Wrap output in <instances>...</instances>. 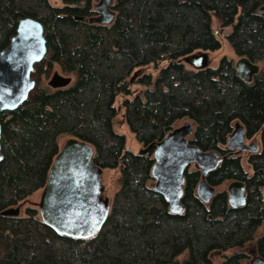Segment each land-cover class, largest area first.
I'll return each mask as SVG.
<instances>
[{"label":"trees","instance_id":"1","mask_svg":"<svg viewBox=\"0 0 264 264\" xmlns=\"http://www.w3.org/2000/svg\"><path fill=\"white\" fill-rule=\"evenodd\" d=\"M97 1L0 0V50L26 15L43 22L47 44L34 71L37 87L16 109L0 110V264H210L214 249L236 250L223 264H247L242 250L264 228V18L257 13L264 0H113L109 24L90 20ZM214 14L222 26H232L226 38L235 53L259 64L251 81L227 56L216 67L183 62L195 51L220 47ZM162 60L155 77L145 69L135 75ZM56 65L72 77L69 85L44 83L42 75ZM133 83L144 87L135 90ZM120 96L124 119L145 150L126 148L124 134L113 127ZM182 117L196 123L192 141L205 151H229L225 140L236 119L249 136L261 132L251 177L234 155L207 176L210 184L244 178L249 195L243 207L229 206L225 191L209 204L201 201L198 167L185 172L182 212H171L154 189L155 144ZM67 137L90 142L95 164L120 170L108 217L90 238L55 232L36 207L2 214L44 187ZM256 244L264 256V229Z\"/></svg>","mask_w":264,"mask_h":264},{"label":"water","instance_id":"2","mask_svg":"<svg viewBox=\"0 0 264 264\" xmlns=\"http://www.w3.org/2000/svg\"><path fill=\"white\" fill-rule=\"evenodd\" d=\"M112 2H97L95 8L99 15L94 17V21L102 24L113 21L115 12L111 9ZM257 13L264 18V5L258 7ZM46 52L43 22L29 15L21 17L9 43L0 50V109H14L28 98L35 86V80L31 77L33 66L44 58ZM196 55L191 54L185 59L190 60ZM198 57L200 59L195 66H206L207 53H201ZM235 68L246 81H250L259 70L258 64L245 56L236 61ZM70 82V76L54 71L48 84L57 88L67 86ZM192 132V124L185 122L167 132L155 144L152 167L154 189L163 195L172 212L181 210L184 171L191 163H196L202 170V179L198 184L199 197L207 201L215 193L205 176L217 167L222 157L191 143L188 136ZM227 144L239 151L255 149L253 142L249 145L245 143V130L239 122L235 123ZM1 153L0 144V161ZM93 156L94 148L90 142L79 137H68L51 163L38 207L42 221L61 235L77 239L90 238L100 231L108 217L110 200L103 196L102 167L94 163ZM228 192L232 206L245 203L243 182H231ZM19 211V206L9 207L2 214L17 215ZM251 264H264V260L256 257Z\"/></svg>","mask_w":264,"mask_h":264},{"label":"rangeland","instance_id":"3","mask_svg":"<svg viewBox=\"0 0 264 264\" xmlns=\"http://www.w3.org/2000/svg\"><path fill=\"white\" fill-rule=\"evenodd\" d=\"M49 2L52 5H62L63 4V0H49ZM211 28L213 30V32L215 33V35L218 37V39L220 40V47L214 50H199L196 53H201V52H205L208 55V64L211 67H216L219 64L220 59L223 56H227L230 57L232 59H234L235 61L238 60V55L235 53L234 49L232 48L230 42L228 41V39L226 38V34H228L231 31L232 26L228 25V26H222L221 22L219 20V18L217 17V15H213L212 16V20H211ZM185 63V62H184ZM166 64L165 60L160 61L158 64H153L150 63L146 66L140 67L137 69V72L135 73V75L148 71L150 73H152L153 77L156 76L157 72L160 70V68L162 66H164ZM187 66H191L190 63H185ZM54 70H58L59 72L60 69L59 67L56 65L53 67V69L49 72L48 76L44 77L43 80L44 82L47 81L50 76L53 74ZM144 86L138 83H133L132 88L133 89H142ZM121 96L117 98V100L115 101V104L118 107V114L113 118V127L117 132H120L122 134H124L125 136V146L126 148L134 151V152H140L141 149L143 148L142 143L136 138L134 132L130 129V127L128 126L127 122L124 119L123 116V108L120 107V102H121ZM189 119L187 117H182L180 119H178L174 126H180L182 125L184 122H187ZM256 136L259 137V134H257ZM65 138L62 139V143L64 142ZM253 141H255L257 144L258 141L256 139H252ZM249 139L246 140V142L248 143ZM243 160H244V164L246 169L250 170V165L247 164L246 162V154L243 155ZM102 182L104 184V196H108L110 198V200L112 199L114 192L116 191V189H118L119 185H120V170L119 168H103L102 169ZM227 185V182H225V184L221 187H224ZM40 193H41V189L38 190L37 192H35L34 194H32L31 196H29L28 201L24 206H22L21 208V212L20 215H23L25 213V207H36L37 206V202H39L40 199ZM259 231H262V228H260ZM248 251L251 254V257L255 255V249H254V245L253 243H250L248 245Z\"/></svg>","mask_w":264,"mask_h":264},{"label":"flooded vegetation","instance_id":"4","mask_svg":"<svg viewBox=\"0 0 264 264\" xmlns=\"http://www.w3.org/2000/svg\"><path fill=\"white\" fill-rule=\"evenodd\" d=\"M232 29V28H231ZM227 35V34H226ZM200 53H197V55H196V57H192L190 60H189V62H192L193 64H196V62H198L199 60L198 59H200L199 57H198V55H199ZM238 57H242V56H239L238 55ZM43 60V59H42ZM42 60L40 61V62H36L35 64H34V66H33V70H32V72H31V77L35 80V86H34V88L31 90V92L37 87V84H38V79H37V77H35L34 76V71H35V69H36V67H37V65H39L41 62H42ZM253 62V61H252ZM254 63H256V62H254ZM256 64H258V63H256ZM259 65V64H258ZM55 71V70H54ZM53 71V72H54ZM48 74H49V72H48ZM48 74H43L42 75V78H44V77H46V76H48ZM253 76H254V74H253ZM253 76H252V78H251V80L253 79ZM51 77V76H50ZM50 79V78H49ZM49 79L47 80V81H45L44 83L45 84H47V85H49L48 84V81H49ZM250 80V81H251ZM30 92V93H31ZM30 95V94H29ZM29 97V96H28ZM28 99V98H27ZM26 101V100H25ZM24 101V102H25ZM24 102H22V103H24ZM21 103V104H22ZM21 104H19L18 106H20ZM17 106V107H18ZM16 107V108H17ZM16 108H14V109H16ZM14 109H0V110H5V111H11V110H14ZM188 118V117H187ZM189 120L187 121V122H190L191 124H192V126H193V132H192V134L190 135V136H188V139H189V141L191 142V143H193V141H192V136L194 135V131H195V128H196V123L192 120V119H190V118H188ZM177 121V120H176ZM175 121V122H176ZM175 122H174V124H175ZM236 122H239V123H241L242 125H243V127H244V130H245V143L247 144V145H249L251 142H253V146H255V149H250V150H243V151H239L238 149H234V148H231V147H229L228 146V144H227V141H228V137H229V135L232 133V131L234 130V128H235V123ZM185 123V122H184ZM1 124V123H0ZM176 126H173L172 127V129L173 128H175ZM172 129H170V130H172ZM169 130V131H170ZM168 131V132H169ZM2 133V132H1ZM167 134V133H166ZM257 134H259V137L258 136H256ZM261 137H262V135H261V132L259 131V132H257V133H255V134H253V135H251V136H249L248 135V133H247V129H246V127H245V125H244V123L240 120V119H236V120H234L233 121V123H232V128H231V131L228 133V135H227V137H226V144H225V146L229 149V151H227L226 153H224L223 151H218V150H209V151H214V152H216L219 156H221L222 157V160L219 162V164L223 161V159L227 156V155H234V156H238L239 158H240V163H241V165H242V167H243V169H244V171H246L247 172V176L248 177H251L252 175H253V173H254V168H253V165H252V163H251V161H250V157L253 155V154H258V153H260L261 151H262V148H263V143H262V139H261ZM163 138V137H162ZM256 139L257 141H258V143L259 144H257L255 141H253L252 139ZM249 139V141H248V143L246 142V140H248ZM0 144H1V142H0ZM195 144V143H194ZM196 145V144H195ZM198 146V145H197ZM199 147V146H198ZM154 149H155V147H154ZM142 150H145L144 148H142L141 149V151ZM1 151H2V149H1ZM205 151V150H204ZM153 154H154V151H153ZM244 154H246V162H247V164L248 165H250V170H248V169H246V167H245V164H244V160H243V155ZM1 155H2V153H1ZM2 157H3V155H2ZM1 160H2V158H1ZM218 164V165H219ZM218 165H217V167H218ZM192 167H198L199 168V170H200V180L198 181V183H197V185H196V195L199 197V195H198V184H199V182L201 181V179H202V170H201V168L196 164V163H191L186 169H185V171H184V182H185V172L187 171V170H189V169H191ZM216 167V168H217ZM215 168V169H216ZM215 169H213L212 171H214ZM212 171H210V172H212ZM210 172H208L207 173V175L205 176V180H206V182L208 183V181H207V176L209 175V173ZM151 174H152V171H151ZM152 177H153V175H152ZM153 182H155V178L153 177ZM233 181H241V182H243V184H244V186H245V194H246V199H245V203L244 204H242L241 206H232L231 204H230V202H229V192H228V188H229V185H230V183L231 182H233ZM152 182V183H153ZM184 182H183V185H182V188L184 187ZM225 182H227V185L226 186H224V187H221V186H223L224 184H225ZM210 186H212L214 189H215V193L211 196V198L209 199V200H207V201H204L203 199H201L200 197H199V199L201 200V201H203L205 204H209L212 200H213V198H214V196L217 194V193H219V192H222V191H225V193H226V199H227V203H228V205L229 206H231L232 208H239V207H243L245 204H246V202H247V198H248V195H249V189H248V186H247V183L245 182V180H244V178H230V179H225V180H223L222 182H220V183H215V184H210V183H208ZM263 189H264V185L261 187V193H262V197H263V199H264V194H263ZM37 192V191H36ZM31 196V195H30ZM182 196H183V192H182ZM182 196H181V199H182ZM28 198L29 197H27L26 199H24L23 201H21L18 205H16V206H19L20 207V211H19V215H20V212H21V208H22V206H24L27 202H29L28 201ZM165 199V198H164ZM180 199V201H181V210L180 211H178V212H173V213H179V212H182L183 211V203H182V200ZM110 200V199H109ZM166 200V199H165ZM168 203V202H167ZM28 206H26L25 207V210H26V208H27ZM168 207H169V203H168ZM169 210H170V208H169ZM171 211V210H170ZM172 212V211H171ZM260 228H262V231H263V226L262 227H259V229L257 230V233H256V235H255V239H253V240H251V241H249L248 243H246V245H245V247L243 248V252L244 253H246V255H247V257H246V259H245V261L247 262V264H251V261L254 259V258H256V257H260L261 259H263L264 260V256L261 254V253H259V251H258V248H257V244H256V237L258 236V234H260L262 231H259L260 230ZM250 243H253V245H254V249H255V255L254 256H252L251 257V254L249 253V251H248V245L250 244ZM236 251V250H235ZM234 250H228L227 252H222L221 250H217V249H214V250H212L211 252H209V259H210V261H211V263L210 264H223L225 261H226V259L229 257V256H231V255H233L234 254V252H235ZM188 256V251H184L183 252V254H181V256H180V258L182 259V258H186ZM201 264H204L203 262H201Z\"/></svg>","mask_w":264,"mask_h":264}]
</instances>
